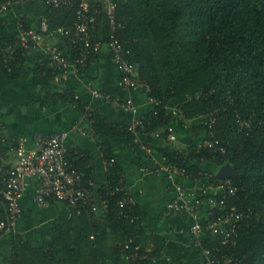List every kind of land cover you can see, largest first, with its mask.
Listing matches in <instances>:
<instances>
[{"label": "trees", "instance_id": "trees-1", "mask_svg": "<svg viewBox=\"0 0 264 264\" xmlns=\"http://www.w3.org/2000/svg\"><path fill=\"white\" fill-rule=\"evenodd\" d=\"M112 1L117 5V36L130 51L129 58L140 64L138 87L158 100L155 109L146 114L144 131L159 129L161 136L167 138L172 120L167 115V103L177 96L190 95V100L180 106L185 118H198L194 130L205 133L200 143L210 132L214 141L218 145L224 143L226 149L199 144L178 151L169 146L154 147L168 162L186 166L192 178L202 177L201 172L213 174L212 182L218 177L217 172L205 170L199 162L209 160L219 167L230 162L237 171V178L232 179L238 192L230 197L227 206L250 208L257 214L254 221L249 219L250 223H238L236 234L228 242L211 241V233L207 232L205 246L219 258L233 257L238 264H264V0ZM37 3L40 19L45 17L48 23L44 30L40 22L37 31L55 33L59 27L71 26L76 19L75 6L56 7L45 0ZM22 22L25 30H31L24 15ZM7 23L0 17V30H6ZM95 32L104 45L111 40L106 13L98 16ZM57 35L62 39L58 45L72 59L76 58L82 44ZM15 38L17 34L0 33V49L5 41ZM92 50L89 63L99 58L100 49ZM29 51L19 47L15 58L8 62L0 57V72L5 79L20 77ZM57 72L48 57L35 66V74L45 86L57 84ZM45 96H59L75 104L93 121L95 134L105 139V156L112 164L100 194L109 204L104 217L96 216L92 210L56 219L53 228L43 232V242L37 246L22 232L11 229L0 233V241L9 232L12 236L7 264H121L136 245L150 258L159 255L165 238L147 232L141 208L135 203L120 204L125 192L115 191L126 184L122 168L114 162L111 139L118 135L134 141L128 124H110L100 111L83 106L72 89L61 91L56 86ZM214 111L216 121L210 128L201 122V116ZM68 158L73 168L83 173L84 186L93 191L95 175L89 156L70 149ZM4 205L0 199L3 212ZM126 244L129 246L125 248ZM148 260L132 262L146 264Z\"/></svg>", "mask_w": 264, "mask_h": 264}, {"label": "crops", "instance_id": "crops-1", "mask_svg": "<svg viewBox=\"0 0 264 264\" xmlns=\"http://www.w3.org/2000/svg\"><path fill=\"white\" fill-rule=\"evenodd\" d=\"M39 0H15L4 9L0 1V17L7 20L8 28L0 33L19 34L24 29L23 15L28 19L31 29H37L44 17L38 15ZM101 8L97 15L112 0H83ZM103 4V7H101ZM96 19V23H97ZM43 42L26 54L21 75L18 79H5L0 72V140L5 139L7 146L17 138L26 136L32 139L37 134L54 131H68L65 141L69 150L89 156L94 168L92 190L94 202L98 208L95 215L104 217L106 209L102 203L100 188L106 182L108 159L105 156L104 138L95 134L93 121L88 115L61 97H46L47 91L54 88L63 91L72 89L88 110H97L113 125L124 126L135 118L144 117L157 106V101L141 88H126L120 84L121 71L112 58L108 45L99 51V58L89 63L86 68L71 69L65 75L56 73L54 86L42 85L35 74V66L47 57V51L53 44H60L62 39L56 33H43ZM90 82L92 87H90ZM94 88H101L103 96H96ZM50 88H52L50 90ZM190 95H180L166 105L167 115L172 119L171 127L177 135L174 142L163 136L144 131L140 141L135 142L126 136H113L111 149L114 162L123 170V183L126 184L135 205L142 210V221L149 233H156L165 238L161 253L151 257L146 264H203V247L191 234L190 226L196 219H208V197L218 194L220 190L212 184L210 177L198 179L191 176L170 179L159 166L167 163L165 155L156 146H169L184 149L191 144H199L205 133L194 130L198 118H185L180 114L181 104L190 100ZM133 99L137 111L125 110L121 103ZM155 131V130H154ZM161 133V130H156ZM161 131V132H160ZM9 164L16 162L15 155L8 159ZM195 164V162H192ZM207 171L217 172L219 166L209 160L199 162ZM184 185L187 189H195L204 195V201L198 206V216L186 211L169 212L167 204L177 194L175 184ZM207 189V190H206ZM35 187L31 185L22 199L23 214L17 218L11 231L25 234L34 246L43 242V232L53 228L59 218H71L75 214L62 201H53L48 205L38 204L33 200ZM206 190L207 192H205ZM90 213V212H88ZM204 237V236H203ZM12 252L11 232L0 241V264H7L6 257ZM121 264H135L123 259Z\"/></svg>", "mask_w": 264, "mask_h": 264}, {"label": "built area", "instance_id": "built-area-1", "mask_svg": "<svg viewBox=\"0 0 264 264\" xmlns=\"http://www.w3.org/2000/svg\"><path fill=\"white\" fill-rule=\"evenodd\" d=\"M15 0L4 2V9ZM48 5L62 7L75 6L76 19L71 26L59 27L55 33L61 34L71 42L82 44L80 53L76 58H71L58 45L53 44L47 51V57L50 64L65 75L69 70L86 68L89 64V57L92 49H101L104 44L97 39L95 25L98 13L101 11L96 5H91L83 0H45ZM117 5L111 1L103 9L109 18L112 33L111 40L107 43L112 51V58L121 71L120 84L126 88H138V77L140 64L133 62L129 58L130 51L123 45L117 36L116 17ZM44 30L48 29V23L44 17L42 20ZM43 33L35 29H21L17 38L5 41L0 49V57L4 62L15 58L18 48L32 50L43 42ZM90 87L92 83L90 82ZM93 93L96 96H103L101 88H94ZM157 103L158 100L154 98ZM125 110L137 111V104L133 99H128L121 103ZM184 117L182 110L179 111ZM217 111L206 113L201 116V122L213 128L216 121ZM146 116L135 118L129 125L128 130L134 133V141H140V135L146 129ZM171 132L167 139L171 142L176 141L177 135L169 126ZM68 131H54L47 134H37L32 139L26 136L14 139L8 146L5 139L0 140V199L4 201L5 210H0V233L8 232L12 229L17 218L23 214L22 199L27 193L29 187L34 184L35 190L33 200L41 205H48L52 201H62L77 214L90 212L98 208L94 202V194L89 188L84 186L83 173L74 169V164L68 158L69 148L65 141L68 137ZM153 134L160 136L161 133L153 131ZM213 133L207 135L203 142L199 143L215 150L225 151V144L218 145L214 141ZM178 151V147H172ZM15 155L16 162L9 164L8 159ZM112 164H109L108 167ZM160 171H164L167 176L174 181L177 177L188 176L186 166H180L174 162H167L159 166ZM202 176H208L210 179L213 174L202 173ZM200 178V177H198ZM195 178V179H198ZM214 186L220 190L218 194H212L208 197L209 209L208 219L202 221L196 219L191 226V234L199 242H205L206 233H211V241L219 240L228 242L238 229V223L242 221H254L257 214L253 209H241L236 205L227 206L230 197L235 196L238 187L233 183L232 178L216 177L213 181ZM177 194L167 204L169 212L186 211L198 216V206L204 201V195L199 194L195 189H187L184 185L175 184ZM207 190V189H206ZM204 190L205 192H207ZM116 192L124 191L119 203L128 205L134 203L126 185H120ZM221 197V199H218ZM108 201L102 199L101 205L105 209L108 207ZM218 210H221L218 213ZM126 216L128 213L121 212ZM250 223V222H249ZM204 236V237H203ZM129 244H126L125 248ZM203 264H238L233 257L226 256L219 258L210 247L204 246ZM130 261H143L150 259L146 252L141 251L140 245L133 247L132 251L126 255Z\"/></svg>", "mask_w": 264, "mask_h": 264}, {"label": "water", "instance_id": "water-1", "mask_svg": "<svg viewBox=\"0 0 264 264\" xmlns=\"http://www.w3.org/2000/svg\"><path fill=\"white\" fill-rule=\"evenodd\" d=\"M217 175L220 178H233L234 179V178H237V171L230 162H227L224 165L218 167Z\"/></svg>", "mask_w": 264, "mask_h": 264}]
</instances>
